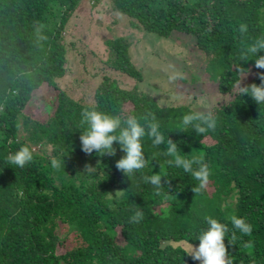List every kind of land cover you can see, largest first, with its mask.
<instances>
[{
    "label": "trees",
    "instance_id": "obj_1",
    "mask_svg": "<svg viewBox=\"0 0 264 264\" xmlns=\"http://www.w3.org/2000/svg\"><path fill=\"white\" fill-rule=\"evenodd\" d=\"M81 1L0 0V264H198L178 242L198 244L193 234L205 226V216L228 224L233 264H264V106L235 95L238 52L264 35V0H106L105 28L122 19L123 28L102 39L93 59H79L80 77L71 82L85 81L87 98L59 82L70 50L64 32ZM240 23L247 26L243 36L235 31ZM37 27L45 39H38ZM131 27L168 37L173 31L195 35L202 88L222 96L209 108L217 116L214 130L200 136L191 129L175 132L179 117L197 110L163 105L139 85L143 73L125 35ZM246 66L251 75L241 84L259 83L260 70L251 60ZM39 93L45 97L36 102ZM91 106L155 115L165 136L179 141L182 155L202 156L208 164L206 188L194 193L196 181L164 164L169 176H178L156 194L140 173L129 180L115 168L119 149L114 156L86 155L76 126L81 109ZM21 145L30 147L33 160L23 168L6 165L7 154ZM144 148L148 157L158 154L161 164L168 159L163 144L145 138ZM63 155L65 165L53 168L51 160ZM96 163V174L81 172ZM150 164L141 170L145 175ZM136 209L143 218L133 223ZM231 215L243 217L251 231L233 229ZM61 227L76 239L62 253Z\"/></svg>",
    "mask_w": 264,
    "mask_h": 264
},
{
    "label": "clouds",
    "instance_id": "obj_2",
    "mask_svg": "<svg viewBox=\"0 0 264 264\" xmlns=\"http://www.w3.org/2000/svg\"><path fill=\"white\" fill-rule=\"evenodd\" d=\"M243 36L247 32V26L240 23L235 30ZM38 39H45L40 34V28H36ZM238 63L235 65V71L239 74L236 81L235 95L243 97L247 95L259 107L264 106V35H257L248 42L243 43L238 52ZM252 61L253 66L260 70L256 73L259 83L252 82L242 85L241 80L250 71L246 62ZM179 73H173L168 78L174 80ZM217 126V116L212 110L193 111L182 114L176 125L175 132L194 131L197 136L214 130ZM80 130L79 140L80 149L86 155L96 156H114L119 149L122 155L115 160V168L122 173L124 177L131 180L135 173H140V179L143 183L153 187V191L159 194L163 185L170 187L169 176L164 169V164L181 169L183 173L188 174L194 181L192 191L201 192L206 188L210 170L208 164L202 156L182 155L184 152L179 147V141H174L165 136L160 122L155 115H139L135 113L120 114L98 109L95 106L84 107L79 113V123L76 126ZM148 138L151 144L165 145L162 155L168 157L163 164L156 158L158 154L152 157L146 156L144 141ZM66 155V154H65ZM61 159H52L51 166L58 168L65 165L64 156ZM154 158L159 165L158 171H153ZM33 160V152L27 145H21L15 152H10L5 157V164L23 168ZM151 174L145 175L141 170L149 165ZM98 162V161H97ZM14 168V167H13ZM98 171L96 165L85 164L83 171L88 175H94ZM180 177V176H179ZM162 178L163 181H162ZM180 188L183 186L180 185ZM179 190V188H178ZM169 191V190H168ZM143 218V212L140 209L133 211L129 217L130 222L138 223ZM233 229L239 233L247 234L252 226L246 222L243 217L231 215L227 218ZM204 227L193 234V238L198 240V244L187 247L185 255L190 256L198 264H233L229 255L228 246L233 244L229 238L228 224L211 216H205ZM227 237V245L225 238Z\"/></svg>",
    "mask_w": 264,
    "mask_h": 264
},
{
    "label": "rangeland",
    "instance_id": "obj_3",
    "mask_svg": "<svg viewBox=\"0 0 264 264\" xmlns=\"http://www.w3.org/2000/svg\"><path fill=\"white\" fill-rule=\"evenodd\" d=\"M108 5L106 0H82L75 10L67 31L64 32L67 51V71L59 82L63 88H72L74 96L88 97V90L71 81L78 79L77 70L80 67V58L93 59V52L101 49L102 39L113 35L115 31L123 28V19L116 27L112 25L105 28L110 22L108 18ZM171 37L162 36L154 32L140 31L131 27L125 34L130 37V54L135 64L141 68L143 82L139 84L143 89L155 95L163 105L188 104L194 110L206 111L222 99L220 93L214 90H203L202 65L203 57L193 45L195 35L173 31ZM173 73H179L174 80H169ZM91 78L90 72L88 74ZM251 74L249 73L248 78ZM128 83V79L121 77ZM247 80V79H246ZM45 95L35 96V101L43 100ZM61 241L58 252L62 253L76 242L74 233L69 228L61 227L59 230ZM176 243V242H175ZM185 249L190 246L188 241H179ZM195 245V244H193Z\"/></svg>",
    "mask_w": 264,
    "mask_h": 264
}]
</instances>
